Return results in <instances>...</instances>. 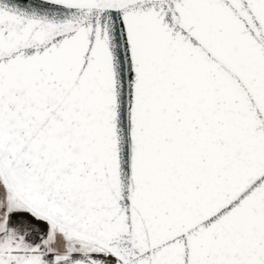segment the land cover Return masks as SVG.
I'll list each match as a JSON object with an SVG mask.
<instances>
[{"label": "snow or ice", "instance_id": "obj_1", "mask_svg": "<svg viewBox=\"0 0 264 264\" xmlns=\"http://www.w3.org/2000/svg\"><path fill=\"white\" fill-rule=\"evenodd\" d=\"M0 264H264V0H0Z\"/></svg>", "mask_w": 264, "mask_h": 264}]
</instances>
